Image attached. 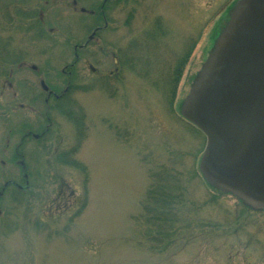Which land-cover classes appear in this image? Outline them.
I'll return each mask as SVG.
<instances>
[{
  "label": "rangeland",
  "instance_id": "374dc122",
  "mask_svg": "<svg viewBox=\"0 0 264 264\" xmlns=\"http://www.w3.org/2000/svg\"><path fill=\"white\" fill-rule=\"evenodd\" d=\"M232 1L0 0V264H264V212L230 194L210 202L206 137L179 114ZM50 88L83 115L81 135ZM41 119L46 134L25 135ZM160 165L182 172L187 199L170 236L143 205Z\"/></svg>",
  "mask_w": 264,
  "mask_h": 264
},
{
  "label": "water",
  "instance_id": "95a60500",
  "mask_svg": "<svg viewBox=\"0 0 264 264\" xmlns=\"http://www.w3.org/2000/svg\"><path fill=\"white\" fill-rule=\"evenodd\" d=\"M181 112L206 137L205 179L264 212V0L235 5Z\"/></svg>",
  "mask_w": 264,
  "mask_h": 264
},
{
  "label": "trees",
  "instance_id": "16d2710c",
  "mask_svg": "<svg viewBox=\"0 0 264 264\" xmlns=\"http://www.w3.org/2000/svg\"><path fill=\"white\" fill-rule=\"evenodd\" d=\"M237 1L238 0H234L231 3L230 2L228 3L227 14L235 6ZM224 9L226 10L225 4H224ZM149 36L154 39L153 35H149ZM127 53L129 55V52L123 53L122 51H120L119 56L122 55V58H123V55H124L125 60H122L121 63L125 64V65L127 64V66L129 67V65L132 63L130 62L129 59H127L125 57ZM179 63H180V61H179ZM179 65L180 66H177V71L175 73H172V78L168 81V84H169L168 89H170V91H168L167 99H168V106H169L171 113H174V112L176 113V111L178 112V108L174 107V103H175L174 99L176 96L177 84H178V81L180 80V78L182 76V71H183L182 70L183 65H181V64H179ZM164 83H165V81H164ZM54 91L57 92V90H54ZM67 95L68 94L66 92H64V94L60 98H54V101H55L54 107H55V109H59V111L61 113L65 114L67 117H69L74 122V124L78 125V127L80 128L79 129V135H81L83 133V131H82L80 125H81V121L83 122L84 117L81 114V112H79V111L77 113V116L73 115L74 112H77L75 110L76 107L70 106L72 103L70 100H68V104L66 103L65 100L67 99L66 98ZM49 108L50 107L48 106V111H49ZM179 114L183 120L187 121V123L190 124V126L188 127L189 131L192 130L193 132L200 134L201 136L204 137L202 131L200 129H198L195 125H193L191 122H189L182 115L181 108L179 110ZM28 131H31L32 134H36L33 129H29ZM39 132H40V130H39ZM32 134H29V135L31 136ZM41 136H43V135H41ZM77 146L70 151H66V152L62 153L61 159L63 160V162L70 163L69 154L72 153L77 148ZM17 158H19V156H15V159H17ZM26 167H27V165H26ZM157 168H159V167H157ZM151 171H153V170H151ZM151 171H150V176H151L150 185L148 187V191H147L146 198H145L143 205L145 204L144 208L146 207L145 209H147L148 213L151 214L152 216H150L146 220V222L151 223V225H153V224L158 225L159 228L162 229V231H160V235L170 236V234L166 233L167 231H165L163 229H164V227L169 226L170 221H171V224L169 227L173 226L176 223V219L174 218V217H176L175 214L178 213L180 205L187 200V199H185L184 187L182 185L183 174L181 171H178L176 168L168 169L166 165H160V170L153 171V172H151ZM199 171H200V175H201L202 179L204 180V183L202 182L204 184V186L207 187L208 191L209 190L213 191V193L211 192L210 195H208L210 202L215 200L216 198H218L220 195L227 194V193H224L218 189H214L213 187H211L210 183L203 176L201 170H199ZM196 174H197V171H196ZM18 192H20V191H18ZM17 195H18V193H17ZM238 201H239V203H241V205L243 206L245 211H255V210L251 209L249 206H246L245 204H243L241 200H238ZM85 204H86V202L83 204V206ZM171 233H172V231H171Z\"/></svg>",
  "mask_w": 264,
  "mask_h": 264
},
{
  "label": "flooded vegetation",
  "instance_id": "af4514ba",
  "mask_svg": "<svg viewBox=\"0 0 264 264\" xmlns=\"http://www.w3.org/2000/svg\"><path fill=\"white\" fill-rule=\"evenodd\" d=\"M99 29H101V27H96L93 31H92V37H94L93 35H95L97 32H98V30ZM90 35V36H91ZM92 37L90 38V39H92ZM87 46H88V43L87 42H85V43H79V44H76L75 45V50H76V54H75V56H77L78 57V53H77V50H85L86 48H87ZM123 53L124 52H129V50H128V47L126 48V49H124L123 51H122ZM127 59H128V53L126 54V56H125ZM113 60H114V63L116 64V67H115V70H114V72H116V73H119V71H120V68L122 67V66H124V64H122V63H120V61H119V53L118 52H114L113 53ZM122 60H125L124 59V55H123V58H122ZM111 73H113V72H111ZM52 92V93H51ZM65 92V91H64ZM64 92L63 93H57V92H55L53 89H51V91L49 92H47V98H46V102L48 103L49 102V98L51 99V98H60L63 94H64ZM46 116H47V119H46V121H49L51 118L49 117V111L48 112H46V114H45ZM44 119H41V121H38V124H39V126H40V128H41V132H39V134L38 133H36L35 135L36 136H38L37 138H40V136L41 135H44V134H46V130L49 128V126L48 127H44ZM51 123H49V125H50ZM29 134H32V132L31 131H27V133L25 134V135H29ZM41 134V135H40ZM32 136V135H31ZM22 165V164H21ZM16 186V185H15ZM18 187H20V188H23L21 185H18ZM1 194H2V192H1Z\"/></svg>",
  "mask_w": 264,
  "mask_h": 264
}]
</instances>
